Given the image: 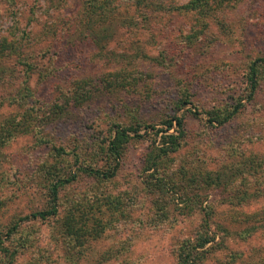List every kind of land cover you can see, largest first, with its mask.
Returning a JSON list of instances; mask_svg holds the SVG:
<instances>
[{"label": "rangeland", "instance_id": "rangeland-1", "mask_svg": "<svg viewBox=\"0 0 264 264\" xmlns=\"http://www.w3.org/2000/svg\"><path fill=\"white\" fill-rule=\"evenodd\" d=\"M189 1L159 0L163 9L145 15L130 9L134 1L125 0L114 17L87 25L78 22L88 15L86 0H0V39L18 46L15 54L0 57V126L13 118L22 121L26 108L38 114L31 133L0 147L4 235L20 218L49 209L47 170L61 162L54 158L55 149L72 154L94 133L109 136L113 124L140 121L160 128L163 119L183 116L187 141L173 156L171 181L180 184L175 170L194 166L220 172L226 182L239 186L230 169L239 153L264 154V62L258 63L263 75L256 96L247 102L250 67L264 59V0H237L235 6L232 1V8L216 13L217 22L207 21L199 38L192 36L195 16L170 10ZM119 72L124 79L115 81ZM84 79L98 87L93 100L62 118L50 117L73 82ZM25 86L32 96L22 107L17 97ZM180 101L189 103L180 108ZM238 102L244 107L232 122L218 128L209 124L205 113ZM151 145L150 140L131 145L117 179L105 187L109 191L115 185L137 195L132 223L91 240L79 255V248L62 243L56 219H33L21 226L31 244L18 249L14 264H177V243L201 231L209 212V234L215 241L207 246L212 253L204 255V264H264V185L251 183L252 197L244 207L232 204L230 195L215 185L192 189L189 195L197 209L191 214L182 191L175 188L176 203L169 204L172 217L156 225L155 198L143 190L142 175ZM72 157L62 159L72 162ZM71 166L72 172L78 168ZM94 186L93 180L79 177L61 192V210L67 208L69 195H83ZM15 238L6 241L11 249L22 237Z\"/></svg>", "mask_w": 264, "mask_h": 264}, {"label": "trees", "instance_id": "trees-1", "mask_svg": "<svg viewBox=\"0 0 264 264\" xmlns=\"http://www.w3.org/2000/svg\"><path fill=\"white\" fill-rule=\"evenodd\" d=\"M132 1H134V4L130 9L135 8V11L144 12L145 15L163 9L159 4V0ZM232 1L234 6L238 3L237 0H190L183 6H171L170 10L179 11L186 16H195V25L191 26L192 36L193 38H199L205 35L210 19L216 22L219 20L216 14L218 11H223L227 6L232 8ZM124 2L125 0H86V13L88 15L85 18L82 15L78 22L82 20L87 25L90 23L92 25L94 21H99L101 17L104 19H108L109 15L114 17L113 15L120 10L119 8L124 5ZM17 49L18 46L15 41H9L7 38L0 39V57L6 58L5 55L8 53L13 55ZM259 62H264V59L254 61L247 76L249 84L247 102L254 100L260 85V78L263 74H261V69L258 68ZM113 76L114 72L109 78L113 79ZM121 76L123 75L119 72V75L115 76L117 78L115 81L123 80L124 78ZM72 85L69 89L70 94L66 95L63 104H57L54 107L53 114L50 116L53 119L62 118L71 109L81 107L93 100L92 92L96 85L93 86L91 80H80L77 83L73 82ZM118 85L122 86V82ZM19 93L18 101L22 102V107H25L27 100L32 96V92L25 86L24 90ZM17 98L14 101H17ZM188 103V101H180L177 103V107L181 108ZM243 107L244 104L238 102L235 106L227 105L222 108H214L205 113V116L212 127H223L232 122L240 114ZM34 115L37 116L38 114L34 110L26 108L24 115H22V121L18 122L13 118L6 123L7 126H0V147L5 146L19 134L31 133V127L34 126L36 121L33 118ZM195 115L198 114L195 113ZM53 119L47 118V121L50 122ZM160 125L161 127L157 128L154 125H147L140 121L130 126L113 124L109 136L103 137L101 133H94L91 137L76 145L71 151L72 154L67 153L64 148L55 149L54 158L61 162L59 166H50L48 169L50 171L46 169L48 176L51 177L49 184L50 207L46 211L20 218L5 235L0 230V264H14L15 258L19 254L18 249L31 244L28 243V239L25 240L29 238V235L27 236V233L21 231V226L33 219H56L57 232L62 239V243H65L74 251L79 248V255H83L86 245L91 240H99L110 230H120L122 225L127 226L132 223V209H134L137 195L129 191H121L115 185L113 188L110 186L109 191H106L105 187L107 183H113L117 179L128 148L138 141L150 140L152 144L144 159L142 175L145 182L143 190L146 195L149 194L155 198L153 210L156 225L164 223L172 217L171 205L169 204L173 203L175 205L176 203L174 197L178 195V192L173 190L175 188L182 191L180 195L185 197L183 200L187 203V213L191 214L197 209V204L195 206L191 202L189 195V191L192 189L215 185L218 189L230 195L232 204L243 205L244 207L246 201L252 197L251 194L249 195L251 183L253 182L258 188L263 187L264 154L252 152L249 155L239 153L237 164L230 166V169L235 170L234 175L231 176L234 181H238L239 186L234 182H226L224 180L225 176L222 177L220 172L197 169L198 167L194 166L190 168L181 167L175 170L180 184L174 183L171 181L170 176L175 165L173 156L184 147L187 141L185 118L183 116H172L163 119ZM40 143H42V140H40ZM69 155H73L72 162L67 159L63 160V156L68 157ZM70 164H73V167L78 166L77 170L72 172ZM190 169L195 170L192 175L189 174ZM214 173H218L215 178L213 177ZM79 177L93 180L95 186L83 195L68 194L70 198L67 201V208L61 210V192L67 191V188L76 183ZM171 193L174 195L172 196ZM207 216L208 220L205 219L201 231L196 233L193 238H186L177 243L175 250L177 264H204V255L212 253L207 246L215 241V237L209 234L211 227L209 226L210 212L207 213ZM18 235L22 238L17 246L14 249L9 248L6 241H11V239L17 241L18 239H14V237ZM74 264H77V262Z\"/></svg>", "mask_w": 264, "mask_h": 264}]
</instances>
